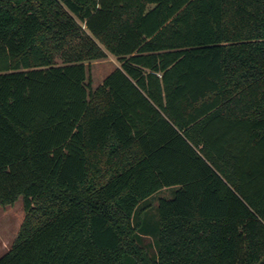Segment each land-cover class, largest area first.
Segmentation results:
<instances>
[{"label": "trees", "instance_id": "16d2710c", "mask_svg": "<svg viewBox=\"0 0 264 264\" xmlns=\"http://www.w3.org/2000/svg\"><path fill=\"white\" fill-rule=\"evenodd\" d=\"M19 198L0 264H264V0H0Z\"/></svg>", "mask_w": 264, "mask_h": 264}, {"label": "rangeland", "instance_id": "374dc122", "mask_svg": "<svg viewBox=\"0 0 264 264\" xmlns=\"http://www.w3.org/2000/svg\"><path fill=\"white\" fill-rule=\"evenodd\" d=\"M60 63L61 61L58 60ZM121 65L119 59L108 54L105 59L95 60L89 64V81L93 88H96L103 82L115 68ZM164 195H169V190L159 192L154 198H151V205L147 210L148 215L151 217L157 211V200ZM24 207L23 199L19 198L18 201L12 205L3 207L0 205V257H2L11 248L24 220ZM151 242V238H145V243Z\"/></svg>", "mask_w": 264, "mask_h": 264}, {"label": "crops", "instance_id": "0c3cea01", "mask_svg": "<svg viewBox=\"0 0 264 264\" xmlns=\"http://www.w3.org/2000/svg\"><path fill=\"white\" fill-rule=\"evenodd\" d=\"M167 190H169V195H164V197H171L172 196V189L171 188H164L159 192H163V191H167Z\"/></svg>", "mask_w": 264, "mask_h": 264}]
</instances>
